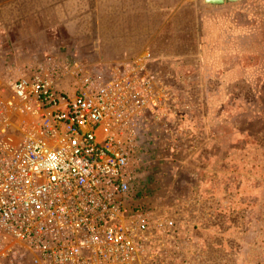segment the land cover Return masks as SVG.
<instances>
[{"label": "rangeland", "instance_id": "1", "mask_svg": "<svg viewBox=\"0 0 264 264\" xmlns=\"http://www.w3.org/2000/svg\"><path fill=\"white\" fill-rule=\"evenodd\" d=\"M225 10L226 36L210 42L202 16L181 18L177 52L185 57L139 70L150 82L143 123L152 142L143 144L148 164L135 203L151 224H174L151 241L148 262L140 264L264 261L255 242L264 175L255 173L253 158L264 137V0ZM91 11L90 0H0V69L15 72L54 56L107 76L120 57L106 46L98 50L97 23L106 30L108 19ZM195 124L206 125L205 136ZM10 257L0 264H21ZM22 262L31 264L28 257Z\"/></svg>", "mask_w": 264, "mask_h": 264}, {"label": "built area", "instance_id": "2", "mask_svg": "<svg viewBox=\"0 0 264 264\" xmlns=\"http://www.w3.org/2000/svg\"><path fill=\"white\" fill-rule=\"evenodd\" d=\"M139 70L121 62L105 76L54 56L0 69V261L148 262L174 224L135 203L148 164Z\"/></svg>", "mask_w": 264, "mask_h": 264}, {"label": "crops", "instance_id": "3", "mask_svg": "<svg viewBox=\"0 0 264 264\" xmlns=\"http://www.w3.org/2000/svg\"><path fill=\"white\" fill-rule=\"evenodd\" d=\"M90 1L92 15L100 19H108L106 30L103 28V22L97 23L95 33L98 38V50L99 48L104 50L105 46L108 50H115V57L120 58H114V62H123L138 69H144L153 62L158 66L180 63L179 61L185 57L177 52L181 44L178 37L181 18L191 17L194 21L202 16L204 26L209 28L210 42L218 41L222 36H226L229 28L227 29L228 25L224 22L228 13L225 8L239 3V1L235 3L228 1L229 3L222 5L207 6L203 0ZM235 25L236 23L233 22L231 27ZM113 54L109 55V59L114 57ZM188 55L193 57L190 63H194L197 55L195 50L191 54L188 52ZM98 66H100L99 63ZM191 127L196 131L203 128V132L199 134L205 136V124H195ZM145 128L142 133L144 137L142 144L150 148L149 143L152 139L148 137Z\"/></svg>", "mask_w": 264, "mask_h": 264}, {"label": "trees", "instance_id": "4", "mask_svg": "<svg viewBox=\"0 0 264 264\" xmlns=\"http://www.w3.org/2000/svg\"><path fill=\"white\" fill-rule=\"evenodd\" d=\"M263 148H264V137H263V139H260V141L258 140V143L255 145V150H257L258 152H257V155L255 153V155L253 157L255 160V173L258 174L259 176H261V174L264 175V157H262V155H260V151L263 150ZM259 185H260V181L258 180V186ZM261 185L264 188V181H262ZM258 188L260 190V187H258ZM256 191H258L257 188H256ZM257 205H258V207L260 205V208H262V209L260 210V213H259L260 219L256 220V222L258 224V227L255 228V230L257 231L256 238H255V242L257 243L256 249L264 250V199L261 202H258L256 204V208L259 209L257 207ZM255 225H256V223H255ZM261 264H264V261H262Z\"/></svg>", "mask_w": 264, "mask_h": 264}, {"label": "water", "instance_id": "5", "mask_svg": "<svg viewBox=\"0 0 264 264\" xmlns=\"http://www.w3.org/2000/svg\"><path fill=\"white\" fill-rule=\"evenodd\" d=\"M225 1L234 2V1H238V0H203V3L204 4L218 5V4H222Z\"/></svg>", "mask_w": 264, "mask_h": 264}, {"label": "flooded vegetation", "instance_id": "6", "mask_svg": "<svg viewBox=\"0 0 264 264\" xmlns=\"http://www.w3.org/2000/svg\"><path fill=\"white\" fill-rule=\"evenodd\" d=\"M238 1H240V0H238ZM238 1H234L232 3H235V2H238ZM224 3H229V2L228 1H225L222 4H224ZM222 4H218V5H222ZM205 5H207V6H217V5H212V4H205Z\"/></svg>", "mask_w": 264, "mask_h": 264}]
</instances>
